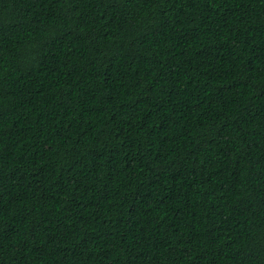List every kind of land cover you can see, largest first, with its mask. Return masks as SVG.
<instances>
[{
    "label": "trees",
    "instance_id": "obj_1",
    "mask_svg": "<svg viewBox=\"0 0 264 264\" xmlns=\"http://www.w3.org/2000/svg\"><path fill=\"white\" fill-rule=\"evenodd\" d=\"M0 264H264V0H0Z\"/></svg>",
    "mask_w": 264,
    "mask_h": 264
}]
</instances>
